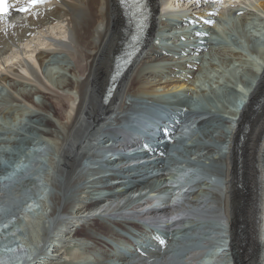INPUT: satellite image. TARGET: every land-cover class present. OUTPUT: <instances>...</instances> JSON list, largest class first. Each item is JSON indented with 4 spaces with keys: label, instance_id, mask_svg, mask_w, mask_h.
<instances>
[{
    "label": "bare ground",
    "instance_id": "6f19581e",
    "mask_svg": "<svg viewBox=\"0 0 264 264\" xmlns=\"http://www.w3.org/2000/svg\"><path fill=\"white\" fill-rule=\"evenodd\" d=\"M54 1L57 7L51 3L53 6H49L51 0H46L28 12H20L18 9L25 0H8L15 7H11L6 15H0V54L13 42L29 36L35 27L39 28L40 23L51 24L58 21L60 15L72 33L75 46L72 47L74 51H71L75 53L72 55L83 62L67 68L76 75V79L65 77L59 84L63 90L72 89L70 92L56 100L46 97L48 102L43 101L39 110L26 114V125L34 128V133L26 135L19 132L15 137H9L0 127V138L4 141L0 147L1 157L8 159V150L11 149L24 148L30 153L29 157H19L16 165L18 171L12 170L6 177L13 175L10 177L16 178L27 170L30 172L28 175L34 178V184L40 180L43 183L41 187H31L30 181L11 193L4 184L12 179L0 182V215L4 219L2 225L5 223V226L0 225L3 233L0 239V264H63L70 258L65 251L69 246L75 248L71 258L80 259L81 250L105 247L104 242L107 241L101 235V229L108 237L110 234L131 237L139 239L146 246H140V242L136 245L135 242L134 246L123 248L117 243L125 241L119 239L115 247L123 248V251L110 254L109 249L105 252L107 256L103 252L102 256L93 255V262H89L88 258V261L77 260L76 263L72 260V264H264V121L260 116L264 114V110H261L264 102L260 101L264 91V53L258 68L247 67L240 75L243 76V91L232 87L228 96L213 101L209 95L214 97V90L207 95L205 89L198 90L195 84L197 74L202 70L199 64L205 59L203 53L206 50H221L220 43L214 42L216 40L211 37H204L205 31H210L203 26H207L212 19L213 23L219 19L216 18L217 14L218 17L219 14L231 15L241 11L248 14L252 8L264 16V0H221L219 5L211 0H147L149 28L136 54L115 81V89L108 101H104V97L114 69L115 55L128 34L130 16L127 3H122V0ZM161 4L167 18L161 23L169 27L181 24L186 18L183 11L178 12L177 9L184 7L190 10V14L196 13L198 25L192 27L190 32L193 33V41L189 40L177 49L175 39L181 35L156 40L154 34L159 17L155 20V16ZM238 4H251L252 7L249 10L238 7ZM46 6L49 11L44 9ZM210 29L214 30L211 26ZM167 38H173L172 42H168ZM163 39L164 43L161 42ZM230 51L232 57L244 59L241 58V51ZM43 53L38 54L39 59ZM181 53L180 56L184 58L180 57L177 61ZM163 60L168 61L162 63ZM29 62L22 65L34 76L36 71ZM1 78L6 80L9 76L2 75ZM38 90L34 92H41ZM191 90L195 96L201 95L197 98L204 99L203 105L196 104L198 99L192 98ZM179 91L182 94L189 92L191 98L170 100L159 96L165 92L171 94ZM32 96L26 94L24 98L30 100ZM166 103L172 104L164 105ZM216 105H221L226 114H221ZM160 106H165L169 112L164 120L165 128L168 127V137L173 139L175 150H178L176 158L181 156V162H205L200 166L202 174H212L210 179L214 176L217 179L214 181L220 184L211 183L209 179L201 182L188 180L191 186L174 196V188L181 189L187 185L176 180L179 173L185 168H198L200 164H190V167L176 165L182 167L171 173L173 161L167 159L164 163L162 157L150 158L147 170L137 167L104 173L106 170H102L100 164L101 149L110 143L117 144L114 145L115 149L127 145L130 137L123 127L151 123L152 113ZM51 114L57 117L55 119L61 130L53 122ZM178 118L184 123L181 130L175 129L176 124L179 125ZM249 119L253 120L251 125ZM152 125L145 132L147 137L155 133ZM243 125L248 128L247 132L242 133ZM188 129L191 130L190 137L184 136V130ZM149 130H152L151 134ZM34 138L41 140V143H34ZM159 139L157 137L156 141ZM18 140V144L10 148ZM166 146L161 150L165 151ZM240 153L243 154L239 156ZM141 158L148 159L145 155ZM242 173L249 180V190L244 193L241 180H238ZM237 182L240 183V192L231 188V184ZM167 184L171 188L174 185L170 192L173 198L169 199H182L168 213L169 216H177L174 222L180 226V237L172 245L170 236L176 232L172 221L165 211L153 210L168 195ZM198 184L199 192L189 195ZM16 185L14 182L10 188ZM219 189L223 192L220 193ZM154 195L157 197L153 198ZM222 199L225 202L222 208L225 216L217 208ZM232 203L239 208L236 210V222L231 217L234 215ZM27 204L33 205L29 211L24 210ZM184 213L187 214L185 218L181 217ZM220 220L230 226L229 236L225 235L227 231L221 229L224 227ZM234 223L238 227L236 230ZM141 224L152 225L153 229L147 230L159 233L151 235L142 229ZM26 225L28 229L30 227V238L32 232L36 233L35 242L33 237L31 239L35 249L31 248L27 236H24ZM82 230L86 231V238L77 236ZM120 231L122 234L118 233ZM197 234L199 237L183 239L186 235ZM39 239L44 243L40 244ZM129 241L133 242L131 239ZM212 244L217 253L201 258L204 250ZM20 249L28 252H21ZM144 252L149 255L143 257ZM12 254L16 258L12 259Z\"/></svg>",
    "mask_w": 264,
    "mask_h": 264
},
{
    "label": "rangeland",
    "instance_id": "374dc122",
    "mask_svg": "<svg viewBox=\"0 0 264 264\" xmlns=\"http://www.w3.org/2000/svg\"><path fill=\"white\" fill-rule=\"evenodd\" d=\"M211 2L215 5L221 4L219 0H211ZM50 3L54 4L55 7H57L56 2L54 0H51V2H48L49 6H53ZM237 6L243 7V8L246 7V8H249V10L252 7L251 4H238ZM44 9L46 11H49L48 6H46ZM243 12L244 11H241V13L236 12V13H232L231 15H226V14L220 15L219 14V17L217 16L218 15L217 12H215V14H217L216 18H219V19H216L214 23L212 22L213 19L210 20L209 23H207V26L204 25L203 22H201V24L204 25L203 28L205 27L209 29L210 31V32L205 31L206 33L204 37L205 38L211 37L210 39H213V40H216L217 38V41H214V42H218L221 45V50H219L220 52L219 51L213 52L212 50H206L203 53V55H205V59L203 60V62H200L199 67H201L204 72L201 70V72L197 74V78L195 79L196 88L205 89L204 90L206 91L205 94L207 95H209L208 93L212 94L211 92H209L210 90L212 91L214 90L216 92L215 93L216 95L214 97L209 95L213 101H215L216 99L222 96H228V93L231 91L232 87L240 91H243V88H242L243 84L241 82L243 76H240V75L242 74L243 71H245L247 67L252 66L256 69L260 65L261 55L264 53V20H263L264 16L260 13L257 14L253 8L252 10H250L248 14H245ZM187 15L190 20V23L188 24L189 28L197 26L198 23L196 22V18H195L196 13L192 12L191 14H187ZM243 15L245 17H243ZM206 16L207 15H205V17ZM214 17L215 16H213V18ZM246 19L249 21H247ZM159 20L160 19L157 20L158 22L155 28V34H154L155 37L161 34L160 30L163 27L161 20L160 21ZM49 24L50 23H44V24L40 23L39 28L35 27L34 32H31L29 36H25L24 39L13 42V44H10L8 47H6V50H4L0 54V127L4 128L1 130L3 131L5 136L15 137V135L18 134L19 132H23L26 135H30L34 133L35 132L34 128L27 127L26 125L27 123L26 114H28L29 112H33L35 110H39L38 108L41 106V103L47 100L46 97L56 100L57 98H61L60 96H63V94H65L67 91L70 92L72 89L71 90L61 89L60 83L63 80H65V77H70L72 79L77 78L76 75H74L73 73L67 70L68 67L75 66L77 63L80 62L76 59V57L73 56L75 54L73 53L74 51L73 48L75 46H74V41L71 38L72 33L70 32L66 22L62 20L60 15L58 16V21H55L51 23L50 25ZM201 24L200 26H202ZM210 26L213 27L214 29L213 31L212 29H210ZM183 29L184 28L174 26L173 28L169 29V32L166 31L163 38L169 37L171 35L173 36L174 34L181 35L180 37L175 39V44H176L175 47L178 49L177 44L180 43L181 45L180 47H182L185 43H188L189 40L193 41L194 39L192 35L193 33L192 34L190 32L177 33ZM190 34L192 35V37ZM48 38L62 40V41L68 40V43L67 44H62V43L55 44L54 42L50 41ZM167 39H168V42L170 43L173 40V38H167ZM164 41L165 39L161 40L162 43H164ZM52 43H54V45ZM230 50H232V52L234 50L241 51L242 52L241 58H244V59L240 60V57L239 59L232 57L233 53H230L231 52ZM39 53L44 54L42 55L40 59L38 57ZM182 54L183 53L178 54L179 57L177 58V61L184 58V56H180ZM26 61L27 62L30 61L31 65L34 67V70L36 71L34 76L30 74V71L27 68H25L26 66L24 67L22 65V63H25ZM167 61L163 60L162 63H165ZM80 63L83 64V62H80ZM2 75L3 76L7 75L9 76V78L4 80L1 78ZM150 79L151 77L147 80H150ZM35 88L39 89L38 91H41V92L35 93L34 92L36 90ZM191 92H192V95L189 92L187 93L183 92L182 94L180 91L176 93H171V94L173 97H176L177 99H180V98L189 99L191 98V96L192 98H197L201 96V95L195 96V92L193 90H191ZM26 94H29V95L33 94V96L29 100V99L24 98ZM171 94L168 92L167 93L165 92L163 93V95H159V96H170ZM197 99L198 100L196 101V104L203 105L204 99L202 97L197 98ZM229 99L231 100L230 94H229ZM216 107L217 109L221 111V114H226V112L223 110L221 105H216ZM261 110H264V107ZM260 116L262 118L261 117L259 118H261V120L264 121V114H260ZM50 117L52 118L53 122L59 127V130H61V126L56 120L57 117H53L52 114L50 115ZM252 122L253 120L249 119L250 125L252 124ZM190 132L191 130L188 129L184 132V134L189 135ZM10 139H13V138H10ZM186 140H188V138ZM19 141L20 140L15 141V144L13 143L10 148H14L18 144ZM2 142L4 141H2L0 138L1 148L4 145L2 144ZM34 143L39 144L41 143V140L34 138ZM245 148H247V143L245 144ZM242 154L243 153H240L239 156H241ZM0 158L3 159V157L1 156ZM245 160H247V158ZM232 163H233V158H232ZM242 175L238 179V180H241V185L238 182H237L238 186H237V183H233L231 184V188H233L235 191L240 192L239 187L241 186L243 188L242 192L244 193L245 191L249 190L248 188L249 180L245 178V173H242ZM242 203H244V201H242ZM232 204L234 208V213H233L234 215H232L231 217L232 219L234 218V221L236 222L237 217H238L237 211L239 208H236L235 207L236 205H234V203ZM32 207L27 204L24 206V210L29 211L32 209ZM183 215H187V214L184 213ZM234 224H235L234 230H236L238 227L236 223ZM94 227H97V226H93L92 228ZM141 227L145 232H149V234L153 233L154 236L159 233L155 230L153 231L147 230V228L153 229L152 226L149 227V224H141ZM29 229L27 227L26 232H25L26 235L24 234V236L25 237L27 236L26 239L28 240L27 242L29 243V245L31 244L30 245L31 248L35 249L36 247L34 245V242L36 239V233L32 232L31 238H30V234H29L30 232L28 231ZM100 233L102 236L105 237V240L107 241V242H104L105 247L100 248V250L99 248L97 249L88 248L89 250L88 249L81 250L80 251L81 254H79V256L80 257L82 256V257L80 259L74 260V258H71V257L73 256V253H74L73 249L75 248H73V246H69L68 248H66L65 251L67 255L70 256V258L67 261H65V263L63 262V264H72V260L74 263H76L77 260L88 261L89 259H90L89 262L91 261L93 262V258H94L93 255L99 254V256H102L103 253L105 254V252L108 251L109 249L110 250L108 252H110V254L112 253L116 254L118 251L114 250L111 244L112 240L115 246L119 245V246H123V248H125L127 245L131 246V244H133V242L129 241V239L134 240L131 237L117 236L116 234H110V237H108V235L102 229L100 230ZM85 234H86V231L82 230V232L79 233L77 236L86 238L87 236ZM32 237L34 238V242L31 241V239H33ZM244 237L246 236L244 235ZM119 239L124 240L125 242L117 243ZM40 241H41L40 244L44 243V241L42 240ZM92 241H94V239ZM242 241H241V244H242ZM98 247H101V245H98ZM20 251L28 252L25 249H20ZM72 251L73 253H71ZM173 253L174 252L171 253V256L173 255ZM11 258L14 259L16 257H14V254H12ZM85 258L87 259L85 260ZM107 259H109V256L107 257Z\"/></svg>",
    "mask_w": 264,
    "mask_h": 264
},
{
    "label": "snow or ice",
    "instance_id": "6c2138e0",
    "mask_svg": "<svg viewBox=\"0 0 264 264\" xmlns=\"http://www.w3.org/2000/svg\"><path fill=\"white\" fill-rule=\"evenodd\" d=\"M46 0H25L24 4L19 7L20 12H28L32 7L37 4L45 3ZM122 3H129V0H122ZM132 3L136 6H139L141 0H132ZM11 7H15V5H10L8 0H0V14H7Z\"/></svg>",
    "mask_w": 264,
    "mask_h": 264
},
{
    "label": "water",
    "instance_id": "95a60500",
    "mask_svg": "<svg viewBox=\"0 0 264 264\" xmlns=\"http://www.w3.org/2000/svg\"><path fill=\"white\" fill-rule=\"evenodd\" d=\"M245 127V126H244ZM245 131H243V133H244ZM239 230H240V228H239Z\"/></svg>",
    "mask_w": 264,
    "mask_h": 264
}]
</instances>
